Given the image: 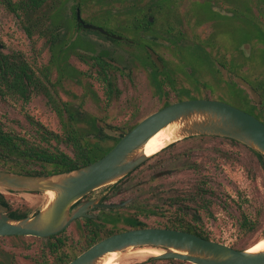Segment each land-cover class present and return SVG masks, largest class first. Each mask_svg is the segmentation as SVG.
I'll use <instances>...</instances> for the list:
<instances>
[{
  "label": "rangeland",
  "instance_id": "obj_1",
  "mask_svg": "<svg viewBox=\"0 0 264 264\" xmlns=\"http://www.w3.org/2000/svg\"><path fill=\"white\" fill-rule=\"evenodd\" d=\"M10 1L18 4L15 11L8 7L6 0H0V130L18 144L23 145V140L31 148L59 149L74 158L71 146L57 142L53 136L64 135L71 117L78 116L84 123L98 118L104 129L129 132L165 105L189 95H195V99L225 102L248 113L264 116V0H64L50 13L54 26L48 28L59 34L62 43L68 46L66 49L58 44L52 47L47 38L38 34L29 38L20 6L22 0ZM102 7L113 12L108 14L113 18L106 24ZM129 10L137 12L134 14L136 20L131 19L133 15L127 13ZM78 11L86 24L113 29L118 35L133 40L135 45L127 49L124 43H112L96 31L81 30L75 26ZM150 17L153 18L152 24L148 23ZM177 20L181 25L176 23ZM168 21H172L173 28L180 26L171 30L167 37L175 38L183 32V37L189 40L199 39L196 43L190 41V47L181 54L193 71L192 74L184 71V77L173 56V45L160 35L165 32ZM183 21L188 22L187 26ZM124 22L144 24L148 34L143 41L132 34L136 27L130 23L126 24L131 27V33L119 29L125 27ZM211 38L216 43L212 49ZM141 42L150 45L151 58L160 68L163 69V61L168 64L169 76L167 73L161 76L152 74L150 70L133 66L128 59L129 52L136 50L135 46ZM195 45H198L196 52ZM105 50L112 57L104 58L102 51ZM113 56L119 59L115 66ZM102 67L106 71L102 72ZM106 76L114 78L119 91L111 98L106 95ZM160 80L164 81L163 90ZM63 104L69 106L67 110L63 111ZM117 143L109 140L105 147L112 148ZM170 146L153 155L126 180L127 183L143 182L145 185L138 189L134 205L117 210L118 217L135 215L136 207L147 203L145 198L155 199V195L148 194L150 191L159 193L160 199H183L182 203L189 211L162 207L168 203L161 201L159 206L165 210V215L142 216L147 226L166 228L172 226L175 217H184L195 223V228L210 240L235 249H251L262 241L264 166L257 154L240 143L218 137H191ZM1 155L10 162L4 165V161H0V170L29 175L15 169V161L26 163L27 173L41 170L39 163L17 153L0 150ZM108 190H100L94 196ZM0 195L12 209L29 215L49 201L44 193L0 190ZM134 195L135 191L120 197L115 193L113 200H126ZM107 213L100 214L97 220L102 226V235L110 229H128L129 225L121 220L123 218L116 224L107 225L103 220ZM245 216L252 223L251 232L242 228ZM81 224L78 223V229ZM74 226L64 234L66 239L75 238ZM3 243L8 247L15 246L17 252H13L17 259L14 264L40 262L36 252L43 242L24 237L4 239ZM140 250L120 253V264L156 261L154 256L141 255ZM163 262L184 264L176 259Z\"/></svg>",
  "mask_w": 264,
  "mask_h": 264
},
{
  "label": "water",
  "instance_id": "obj_2",
  "mask_svg": "<svg viewBox=\"0 0 264 264\" xmlns=\"http://www.w3.org/2000/svg\"><path fill=\"white\" fill-rule=\"evenodd\" d=\"M77 21L85 29L107 34L102 28L86 24L79 11ZM167 128H173L175 142L191 137L224 138L236 141L264 158V123L254 115L210 99L175 102L149 115L129 132L105 128L104 134L119 139L118 143L105 156L79 169L49 176L0 171V190L54 194L36 215L22 219L11 218L7 207L0 204V236L46 238L65 231L77 219L94 217L87 212L97 202L77 204L87 195L117 184L147 162L151 158L145 154L147 143ZM127 204L102 206L119 208ZM145 248L163 251L154 259H176L192 264H264V250H239L168 228H140L116 233L96 243L69 264H100L111 253Z\"/></svg>",
  "mask_w": 264,
  "mask_h": 264
},
{
  "label": "flooded vegetation",
  "instance_id": "obj_3",
  "mask_svg": "<svg viewBox=\"0 0 264 264\" xmlns=\"http://www.w3.org/2000/svg\"><path fill=\"white\" fill-rule=\"evenodd\" d=\"M135 9L138 10L137 8H135ZM135 9H132V10H135ZM132 10H129L127 13L130 15H133V17L131 19L136 20L135 18H137V16L136 15L134 16V14H136L137 12L132 11ZM101 13H102V17H103L104 22H105L104 24H106L108 21H110L113 18L112 15L111 16L108 15L110 13H113L112 11H109V8L102 7ZM177 21H176V23H179L181 25V23L179 21L178 22ZM152 22H153V18L150 17L148 23L152 24ZM171 22L168 21L166 23V25L164 27L165 32L160 33V35H161V37H163L167 41H169L170 44L173 45V56H175L176 61L179 63V69L178 70L179 71L181 70L180 71V72H182L181 76L184 77L183 76L184 71L187 74L193 73V71L186 64V61L184 59H182V57H181L183 50L190 47L189 42L192 40H189V39L183 37V34H184L183 32H180V34H182V35L178 34L175 38L167 37L170 33H172L171 30L178 29V27L180 26L179 25L178 27L173 28V25H171ZM126 23L129 24L130 22H124L125 27H122L119 29H122L125 32L127 31L126 33H131L130 32L131 27H129V25L132 27L135 26L136 29L133 27L134 30L132 29L133 30L132 34H135L137 37H139L141 39V41H143V39L148 34L143 27L144 24H142V23L139 24L137 22L132 24V22H131L128 25ZM183 23L185 24V26H187V24H188V22H184V21H183ZM76 24L80 27L81 30H88V29H85L83 27V25L78 23L77 18H76ZM142 27H143V29H142ZM182 28H184V27H182ZM104 30L107 32V34H104L98 30L89 29V31H96L97 34L102 35L106 40L111 41L112 43L118 42L117 44H119V45L124 43L123 46L127 47V49L133 48V45H135L133 40L126 39L123 36V34L118 35V32L116 33L113 29H104ZM119 34H121V33L119 32ZM115 36L120 37L121 39H118ZM193 41L196 43V42H199V39L194 38ZM209 42H210L211 49L214 48L215 44H216L215 40L211 38V39H209ZM148 46H150V45L145 43V42L138 43L137 46H135V48H137V49L136 50L134 49V51H132L131 53L129 52L130 57L128 59L130 60V62H132L133 66H135V67H142L147 71L150 70L152 72V74H156V75H160V76L163 75V73L168 74V72L170 71L168 64L165 63L164 61L162 62V60H161V62L163 64L162 65L163 69L160 68V66L155 62V60L151 58L150 48ZM197 46L198 45H195V52H196ZM102 55L104 58H107V57L111 56V53L109 51L105 50V51H102ZM113 58H114L113 59V65L115 66V63L119 62L118 61L119 59H117L116 56L115 57L113 56ZM108 61H110V60H108ZM182 67H184L183 70H182ZM178 70H174V71H178ZM169 75H170V73L168 74V76ZM159 83L161 85V89L163 90L164 81L160 80ZM189 96L190 97H188V98L182 97L177 102L184 101V100H195V95H189ZM166 106H168V105H165L164 107H166ZM161 152H159V153H161ZM158 154H156V155H158ZM156 155H154V156H156ZM147 162H145L140 167H138L134 172H132L126 178H124L123 180H121L117 184L110 187L108 191H106L103 194L98 195L96 197L94 196V194L96 192H93V193L87 195L86 197H84L77 204V205H81V204H85V203L90 202V201L97 202L96 206L91 208V210L87 212L89 215L94 216V217H92V218H88V217L80 218V219L75 220L70 225V227L75 225L74 226L75 238L73 240L70 238L66 239L64 237V234L67 232V230L70 227L68 229H66L65 231L57 234V235H53V236L46 237V238H38V237H32V236H0V264H14L15 259H17L16 253H14V252H17L15 246L14 247L13 246L8 247L7 245H5L3 243L4 239H8V238L23 239L24 237L34 238L36 240L43 242L42 246H40L36 252V256L40 260V262L36 261L37 264H69L71 261L76 259L79 255H81L82 253L87 251L89 248H91L93 245H95L96 243L100 242L101 240H103L105 238H108V237H110L116 233L124 232L127 230L140 229V228H133L132 227L131 229L122 230V231L116 232L114 234L102 235L101 234L102 233V231H101L102 226H100V223H98L97 220H98L100 214H102L103 212H108L106 217H104L103 220L107 221L106 222L107 225H112L113 224L112 221L115 218L116 219L118 218V215H119L117 212L118 209H121L124 207H130V206L135 204V201L137 199L138 189L141 188L142 186H144L145 183H143V182L127 183L126 180L129 179L136 171H138L140 168H142ZM0 171H3V170H0ZM4 172H9V171H4ZM9 173H11V172H9ZM28 176H34V175H28ZM133 191L136 192V195L129 197L126 200H123V199L117 200V201L113 200V197H114L113 195H115V193L117 194L118 197H120L121 195H126V194L133 192ZM30 193H32V192H30ZM33 193H37V192H33ZM148 194L149 195L153 194L156 196V198L151 199L150 196H149V198H145V200L147 202L145 204L146 207L145 206H142V207L137 206L136 210H135V215H130V216H126V217L131 218L133 220H136L138 222L144 223L142 220V216L143 217L144 216L145 217L152 216V215L153 216H164L165 210L159 206V202H161V201L163 202V204L168 203V205H161L162 207H164V206L166 208L176 207V211H179V212L189 211L188 207L185 206V203L184 202L182 203L183 199L182 200L180 198H175L174 200L172 198L160 199V197H158L159 193L157 195L156 192H150L149 191ZM0 196H2V195H0ZM125 202H128V204L126 206H122L119 208H105L104 206H102V205H106V204L107 205L122 204ZM0 204L7 207V209H8L7 214L13 219H22V218H26L28 216H31L27 213L25 214V213H22L18 210L12 209V207L9 205V203L3 197H0ZM38 212L39 211H36L32 215L34 216ZM193 218H195L194 215H193ZM90 220L95 221L96 225H94L93 222ZM80 222L82 223L81 229H78L77 225ZM181 223H183V224H181ZM101 224L103 225V223H101ZM180 225H184V228L181 229V231H185V232H189V233L194 234L193 232L195 231V223L190 222V221H186L184 217H175V220L172 222V226L166 227V228L179 230L176 227H178ZM145 228H152V227L146 225ZM188 228H190V231L186 230ZM155 260H156L155 262L151 261V262H149V264H166L163 261L172 260V259H155ZM182 262L184 264H192V263L186 262V261H182Z\"/></svg>",
  "mask_w": 264,
  "mask_h": 264
},
{
  "label": "trees",
  "instance_id": "obj_4",
  "mask_svg": "<svg viewBox=\"0 0 264 264\" xmlns=\"http://www.w3.org/2000/svg\"><path fill=\"white\" fill-rule=\"evenodd\" d=\"M6 1L8 7L12 8L15 11L18 4L12 3L10 0H6ZM63 1L64 0H22L21 1L20 6L24 13L25 31L27 32L29 38L32 39L34 38L35 34L36 35L38 34L40 35V37L42 36L44 38H47V41H49L52 47L56 46V44L60 46H64L65 49L68 47L67 45L62 43V39H60L59 34H55L54 31H52L53 28H48L54 26V24L52 23V17L50 13L52 11L57 10V8L62 5ZM79 5L81 6V3L78 4V7ZM75 25L78 26L76 24V21H75ZM45 27L46 29L48 28V30H45ZM49 35H51L50 38ZM103 71H106V68L102 67V72ZM104 80L106 83V95L108 98H111L113 94L116 93L119 94V91L115 85L114 78L112 76L111 78L110 77L107 78L106 76ZM89 90H91V86H89ZM51 101L53 102L52 97H51ZM67 107H69L67 104H63L62 107L63 111L67 110ZM249 113L257 117L260 121L264 123V116H261L260 114H254L251 112ZM100 123L101 120L98 118L91 119L90 122L84 123L78 116L76 117L73 116L68 121L63 136L53 134L57 142H63L66 145L71 146V148L75 152L74 158L68 156L59 149H55V151H50L47 149L31 148L30 146L25 144L23 140H22L23 145L18 144L17 141H15L14 139H10L5 134H3L1 130H0V150L4 151L5 153L8 152L12 154L14 153V155L17 153V155H20L29 161H33L34 163H39L41 165L40 171L27 173L26 163L22 164L19 163L18 161L17 162L15 161L13 167L15 169H21V172L23 174L26 173L34 176H44V175H50L56 173L69 172L84 167L88 164H91L97 161L98 159L102 158L103 156H105L114 147V146L112 148L105 147L107 141L109 140H115V142L119 141V139L117 140L108 137L106 134H104V127L101 126ZM135 126H133L131 130ZM90 135H93V137H90ZM231 141L234 143H238L233 140ZM257 157L261 162V164L264 166V158L260 155H257ZM10 159L12 161L13 157ZM0 161H4V165L10 162L9 159L3 157L2 155L0 157ZM243 218L244 219L241 223L242 228H244L247 232H251L252 223L250 219L247 216ZM120 219L125 221L129 225L128 229H131L132 227L133 228L146 227L144 223L138 222L128 217H118L117 219L115 218L112 221L113 224L118 223ZM90 221H92L93 224L96 225L95 221L93 220ZM176 228L181 230L184 228V225H180ZM101 230L103 231V229ZM186 230L190 231V228ZM120 231L122 230L110 229L109 231L105 232V235L114 234ZM193 233L195 235H198L199 237L210 240L209 237L199 232L196 228Z\"/></svg>",
  "mask_w": 264,
  "mask_h": 264
},
{
  "label": "bare ground",
  "instance_id": "obj_5",
  "mask_svg": "<svg viewBox=\"0 0 264 264\" xmlns=\"http://www.w3.org/2000/svg\"><path fill=\"white\" fill-rule=\"evenodd\" d=\"M176 141L174 137V130L173 128H167L161 132H159L156 136H154L146 145L145 147V154L147 156L152 157L154 154H157L167 147H169L172 143ZM49 199L54 197L52 192L46 193ZM264 250V239L260 241L256 246L251 248V251H260ZM141 255H148V256H159L163 253L161 249H152V248H145L141 249ZM143 259V258H142ZM122 260V256L120 253L114 252L109 254L107 257L103 259L100 264H120Z\"/></svg>",
  "mask_w": 264,
  "mask_h": 264
}]
</instances>
